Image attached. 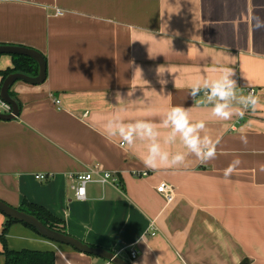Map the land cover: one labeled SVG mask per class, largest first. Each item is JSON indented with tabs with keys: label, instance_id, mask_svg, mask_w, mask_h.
I'll list each match as a JSON object with an SVG mask.
<instances>
[{
	"label": "crops",
	"instance_id": "0c3cea01",
	"mask_svg": "<svg viewBox=\"0 0 264 264\" xmlns=\"http://www.w3.org/2000/svg\"><path fill=\"white\" fill-rule=\"evenodd\" d=\"M256 16L264 19V0H0V44L36 49L47 63L43 83L11 86L20 107L0 119V200L40 205L66 233L127 260L133 247L131 264H264V29ZM11 66L0 55V71ZM224 67L235 69L242 94L256 91V108L242 118L222 120L203 95L190 96ZM173 107L204 121L213 158L201 162L179 135L166 143ZM117 120L154 125L161 149L184 153V163L147 167L151 141L110 136L106 126ZM94 167L119 184L88 183L86 198L75 199L68 175ZM162 181L174 189L170 201L156 191ZM4 222L0 212V231ZM6 243L53 251L55 264H112L20 222Z\"/></svg>",
	"mask_w": 264,
	"mask_h": 264
},
{
	"label": "clouds",
	"instance_id": "9594fccd",
	"mask_svg": "<svg viewBox=\"0 0 264 264\" xmlns=\"http://www.w3.org/2000/svg\"><path fill=\"white\" fill-rule=\"evenodd\" d=\"M256 29H264V19L259 16L253 17ZM139 70L141 75V69ZM135 70V71H136ZM220 74L215 79L204 78L198 80L191 86L190 96L192 98L203 95L204 99L212 105V112L216 117L222 120H230L234 115L243 117L249 109H255L258 104V98L251 92L247 95L242 94L241 86L237 84L235 69L233 67H224L219 70ZM161 76L160 67L157 69ZM135 74V73H134ZM161 85L167 83L166 80H160ZM119 96V94L117 95ZM163 125L170 128L166 143L174 142L179 135L182 143L188 152L193 154L201 162H205L215 156L213 144L209 137L202 136L205 129L204 121L193 123L189 118V113L182 107H173L167 113ZM106 131L110 136L118 135L122 140L131 144L134 137L147 138L151 141L148 154L144 158V164L149 168H156L159 164L172 163L182 164L185 161L184 153H177L170 157L167 151L161 149L157 142V132L154 125L138 121L134 124H123L122 122L109 121ZM236 163H239L238 161ZM231 167L229 171H231Z\"/></svg>",
	"mask_w": 264,
	"mask_h": 264
},
{
	"label": "water",
	"instance_id": "95a60500",
	"mask_svg": "<svg viewBox=\"0 0 264 264\" xmlns=\"http://www.w3.org/2000/svg\"><path fill=\"white\" fill-rule=\"evenodd\" d=\"M0 54H18L33 58L38 65L37 75L31 76L22 72H13L8 74L1 87L0 98L9 105L10 109L6 112H0V119L11 120L19 115V106L17 100L10 96L9 89L16 81H23L28 84H41L46 78V58L36 49L19 45L0 44ZM0 212L6 216L24 222L32 226L41 236L54 242L69 245L75 250L101 257L112 264H131L127 259L106 248L90 245L75 236L68 233L52 229L43 224L37 217L25 211L19 210L0 200Z\"/></svg>",
	"mask_w": 264,
	"mask_h": 264
},
{
	"label": "trees",
	"instance_id": "16d2710c",
	"mask_svg": "<svg viewBox=\"0 0 264 264\" xmlns=\"http://www.w3.org/2000/svg\"><path fill=\"white\" fill-rule=\"evenodd\" d=\"M9 55L12 58V66L5 70L0 71V76H1L0 87L5 77L13 72H22L31 76L37 75L38 65L33 58L18 54H9ZM9 94L10 96L14 97L17 100L16 96L11 90V87L9 89ZM17 103L18 106L20 107L18 100ZM17 209L34 215L43 224H45L46 226L52 229L66 233L63 221H61V219H59L58 217L53 215L49 210L45 209L40 205L23 200L21 206L18 207ZM3 215L5 216V222L3 223L0 231V243L3 249L2 254L4 255V264H55V254L53 251H39V250L26 249V248L20 250L9 249L6 243V234L8 232L9 226L13 222H19V221L6 216L5 214ZM20 223L25 224L26 226L34 230L37 234H39L32 226L24 222H20Z\"/></svg>",
	"mask_w": 264,
	"mask_h": 264
},
{
	"label": "built area",
	"instance_id": "2783aa9c",
	"mask_svg": "<svg viewBox=\"0 0 264 264\" xmlns=\"http://www.w3.org/2000/svg\"><path fill=\"white\" fill-rule=\"evenodd\" d=\"M57 14H60V11H56ZM251 92L254 95L256 94L255 89L249 88L247 90V94ZM53 102L57 105L58 108H60V99L54 98L53 97ZM0 107L5 108L7 111L10 109L9 105L5 103L1 98H0ZM147 172L143 171L140 175H146ZM70 179V189L73 191V195L75 199L78 200H84L86 198V185L91 182H96L101 185L110 183L114 185L119 184V178L115 176L113 173L110 171H104L99 168H92L84 172H76V173H70L68 175ZM35 178L37 179H45L46 176L45 174H36ZM173 187L169 183H166L165 181L160 182L156 186V191L162 195L166 201H170L173 198ZM155 231H151V235H154ZM137 251L133 248L130 247L128 250V261L131 263L134 259L137 258Z\"/></svg>",
	"mask_w": 264,
	"mask_h": 264
},
{
	"label": "rangeland",
	"instance_id": "374dc122",
	"mask_svg": "<svg viewBox=\"0 0 264 264\" xmlns=\"http://www.w3.org/2000/svg\"><path fill=\"white\" fill-rule=\"evenodd\" d=\"M63 245H65V244H63ZM65 246H69V245H65ZM69 247H71V246H69ZM74 249V248H73Z\"/></svg>",
	"mask_w": 264,
	"mask_h": 264
}]
</instances>
